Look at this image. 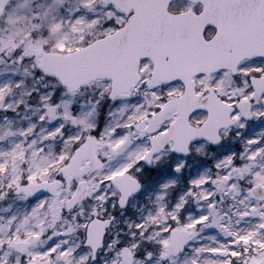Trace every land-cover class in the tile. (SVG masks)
<instances>
[{
    "label": "snow or ice",
    "instance_id": "6c2138e0",
    "mask_svg": "<svg viewBox=\"0 0 264 264\" xmlns=\"http://www.w3.org/2000/svg\"><path fill=\"white\" fill-rule=\"evenodd\" d=\"M0 264H264V0H0Z\"/></svg>",
    "mask_w": 264,
    "mask_h": 264
}]
</instances>
